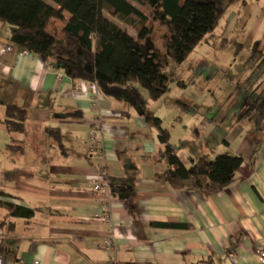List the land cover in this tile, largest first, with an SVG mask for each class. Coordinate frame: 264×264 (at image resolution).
<instances>
[{"label":"crops","instance_id":"crops-1","mask_svg":"<svg viewBox=\"0 0 264 264\" xmlns=\"http://www.w3.org/2000/svg\"><path fill=\"white\" fill-rule=\"evenodd\" d=\"M237 1L219 27L240 22L248 9L246 24L262 29L264 0ZM12 33L11 26L0 25V191L11 196L1 200L35 214L29 220L10 218L0 207V222L8 218L14 225L0 228L6 264H259L256 252L264 249V116L257 125L260 107L252 102L264 104V88L242 104L253 111L241 120L248 125L237 126L234 141H229L216 116L194 117L183 102H165L168 94L151 101L142 91L144 107L127 97H108L23 54L11 43ZM4 45L13 51L2 54ZM9 105L25 110V133L7 130ZM145 114L162 120L185 165L201 157L189 147L196 133L206 135V147H215L209 159L220 154L222 144L234 148L243 164L231 184L213 194L190 184L173 189L164 180L166 147ZM97 118L103 123V140L93 154L90 130ZM50 130L59 131L60 141ZM101 167L108 176L109 222L91 188ZM110 237L113 250L107 248Z\"/></svg>","mask_w":264,"mask_h":264},{"label":"trees","instance_id":"trees-1","mask_svg":"<svg viewBox=\"0 0 264 264\" xmlns=\"http://www.w3.org/2000/svg\"><path fill=\"white\" fill-rule=\"evenodd\" d=\"M50 1L56 6L46 0H0V25L13 28L11 43L75 81L96 84L108 97H127L144 107L142 91L151 101H158L171 91L173 76L166 72L168 60L184 63L207 36L215 34L237 0ZM137 5L145 7L150 16ZM106 11L135 27L138 36L119 27L106 16ZM56 20L63 26L51 32L50 26ZM156 23L165 29L163 51L156 46L152 32ZM252 103L260 107L255 120L260 125L264 104L259 99ZM145 119L159 132L160 143L166 147L164 162L168 169L164 180L173 189L181 190L190 184L202 193L220 192L231 184L243 164L241 155L220 153L211 160L191 158L190 164L185 165L171 147L170 133L163 128L162 120L151 114H145ZM25 120V110L7 106L4 123L9 132L25 133ZM49 132L60 141L59 131ZM1 198L11 196L0 191V207L8 211L7 217L29 220L34 216L35 210ZM152 225L185 227L173 223ZM3 227L12 229L14 225L6 218L0 222Z\"/></svg>","mask_w":264,"mask_h":264},{"label":"rangeland","instance_id":"rangeland-1","mask_svg":"<svg viewBox=\"0 0 264 264\" xmlns=\"http://www.w3.org/2000/svg\"><path fill=\"white\" fill-rule=\"evenodd\" d=\"M137 6L150 16L145 7ZM105 14L119 27L135 37L138 36V30L131 24L112 16L108 11ZM244 14L245 17H242L240 22L232 23L224 30L219 27L215 35L207 36L184 63L177 64L168 60L166 66V72L172 75L173 79L171 92L163 100L168 104L183 102V109L186 110V106H189L188 113L194 117L203 116L207 119L216 116V125L228 131L229 141H234L232 139L237 126L244 128V125H248L241 120L248 119L253 111L250 105L248 109L242 104L250 103L255 97L252 93L264 88V27L255 29L250 23L247 25L249 10H244L242 15ZM62 26L60 23H53L50 26L51 32H56L57 28ZM152 32L156 46L163 51L164 27L156 23ZM181 83L185 86L180 85ZM241 106L243 108H240ZM237 122L239 125L235 124L236 126L231 128ZM193 136V143L189 147L197 150L199 156L209 159L208 155L215 147H206L202 143L205 134L196 133ZM235 152L234 148L222 144L220 153Z\"/></svg>","mask_w":264,"mask_h":264},{"label":"built area","instance_id":"built-area-1","mask_svg":"<svg viewBox=\"0 0 264 264\" xmlns=\"http://www.w3.org/2000/svg\"><path fill=\"white\" fill-rule=\"evenodd\" d=\"M13 47L10 45H4L2 47V54L11 53ZM23 54H28L26 51L22 52ZM58 79L61 80L62 76L58 75ZM94 91L98 90L96 84L90 85ZM103 123L100 118L94 119L92 121L91 130H90V141H91V151L93 154H97L99 149H101L102 140H103ZM91 188L93 193L97 196V199L101 202V206L104 210L103 220L110 221V190L108 185V176L103 167L99 169V173L91 180ZM107 248L113 250L114 240L110 237L107 240ZM256 257L259 264H264V249H258L256 252ZM0 264H6L4 251H0ZM33 264H40L39 262H34Z\"/></svg>","mask_w":264,"mask_h":264}]
</instances>
